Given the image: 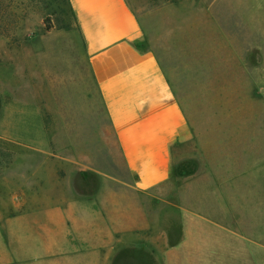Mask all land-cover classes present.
Wrapping results in <instances>:
<instances>
[{
	"label": "rangeland",
	"instance_id": "1",
	"mask_svg": "<svg viewBox=\"0 0 264 264\" xmlns=\"http://www.w3.org/2000/svg\"><path fill=\"white\" fill-rule=\"evenodd\" d=\"M128 1L138 46L156 51L187 116L171 178L134 189L70 1L0 0V211L138 201L151 222L175 223L174 208L227 207L229 192L254 206L264 194V0Z\"/></svg>",
	"mask_w": 264,
	"mask_h": 264
},
{
	"label": "crops",
	"instance_id": "2",
	"mask_svg": "<svg viewBox=\"0 0 264 264\" xmlns=\"http://www.w3.org/2000/svg\"><path fill=\"white\" fill-rule=\"evenodd\" d=\"M69 1L79 51L133 187L149 193L172 176L174 147L188 138L185 110L156 51L138 46L143 27L128 0ZM242 195L227 193V207L174 208L175 223L151 222L138 201L8 207L0 211V264H264V194L254 206L232 204L255 197Z\"/></svg>",
	"mask_w": 264,
	"mask_h": 264
},
{
	"label": "trees",
	"instance_id": "3",
	"mask_svg": "<svg viewBox=\"0 0 264 264\" xmlns=\"http://www.w3.org/2000/svg\"><path fill=\"white\" fill-rule=\"evenodd\" d=\"M74 13V12H73Z\"/></svg>",
	"mask_w": 264,
	"mask_h": 264
}]
</instances>
